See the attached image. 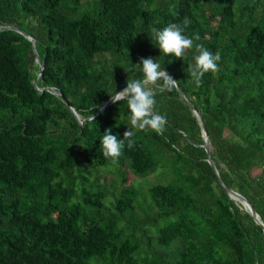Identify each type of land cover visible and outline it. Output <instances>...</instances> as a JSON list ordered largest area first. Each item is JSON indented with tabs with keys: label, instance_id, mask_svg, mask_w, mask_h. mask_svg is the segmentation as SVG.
Masks as SVG:
<instances>
[{
	"label": "trees",
	"instance_id": "16d2710c",
	"mask_svg": "<svg viewBox=\"0 0 264 264\" xmlns=\"http://www.w3.org/2000/svg\"><path fill=\"white\" fill-rule=\"evenodd\" d=\"M185 17L221 57L200 86L194 50L164 56L152 31ZM148 57L178 81L155 97L165 130L136 131L113 164L100 138H123L127 103L99 110ZM203 126L224 185L264 224V0H0V264H264L263 227L218 181ZM159 169L166 181L127 180Z\"/></svg>",
	"mask_w": 264,
	"mask_h": 264
},
{
	"label": "clouds",
	"instance_id": "9594fccd",
	"mask_svg": "<svg viewBox=\"0 0 264 264\" xmlns=\"http://www.w3.org/2000/svg\"><path fill=\"white\" fill-rule=\"evenodd\" d=\"M190 20L185 17L182 23H169L163 29H153L155 40L160 52L166 56L171 54L176 59H184L187 50H194L195 55L191 63H188L187 72L195 83L200 86L206 73H216L219 70L218 61L221 59L219 52L213 54L202 44L195 43L200 40L198 34L189 37L185 35V29ZM142 73L138 79H128L126 87L121 91H115L110 97L112 103L126 101L128 108V130L123 133V138L112 134V130L106 129L100 138V150L104 158L116 164L123 154L125 146L132 149L135 145L133 139L135 132H155L162 134L165 130L166 117L155 111L156 95L171 91L178 86V81L172 78L161 64L151 57L141 58L134 64Z\"/></svg>",
	"mask_w": 264,
	"mask_h": 264
},
{
	"label": "water",
	"instance_id": "95a60500",
	"mask_svg": "<svg viewBox=\"0 0 264 264\" xmlns=\"http://www.w3.org/2000/svg\"><path fill=\"white\" fill-rule=\"evenodd\" d=\"M13 30H16L18 33L22 34L24 37H26L28 40L30 41H34V38L26 31L16 28V27H10ZM35 51V55H36V62L40 65L41 70L43 68V63L40 60L36 50ZM41 74V71L39 72V75ZM170 75V74H169ZM171 76V75H170ZM38 77V76H37ZM37 77L34 79V85H37ZM180 91V90H179ZM53 93L55 94H60L58 91H54L52 90ZM183 96V95H182ZM183 99L186 100V98L183 96ZM186 102L188 103V105L190 106V108L192 109V111L194 112V114L197 116V118L201 121V123L203 124L202 120H201V116L200 113L188 102V100H186ZM112 102L109 100L107 101L103 107L99 110H103L105 109L107 106H109ZM68 107L70 108V110L73 112V114L77 117V119H79L78 114L76 113L75 109L71 106L68 105ZM81 123H83V121H81ZM203 140H204V144H202L201 146L205 148L206 152H207V162L212 166L218 181L223 185V187L225 188L226 192L228 193V195L230 196L231 199L235 200V199H239L241 204L243 205V207L245 208L246 211H248L250 213V215L253 217V219L256 221V223L260 224L263 227V231H264V224L262 222V220L260 219V216L258 215V213L255 211L254 207L252 206V204L240 193H238L237 191H234L231 188H228L224 185L218 169L216 168L214 161L212 159L211 156V151H210V147L207 145V140H208V135L206 133L205 127L203 126Z\"/></svg>",
	"mask_w": 264,
	"mask_h": 264
},
{
	"label": "rangeland",
	"instance_id": "374dc122",
	"mask_svg": "<svg viewBox=\"0 0 264 264\" xmlns=\"http://www.w3.org/2000/svg\"><path fill=\"white\" fill-rule=\"evenodd\" d=\"M160 169H159V171H157V172H155V173H153L147 177H136V176H134L128 172L127 180L131 184H137L138 186H140L142 188H146L149 184H154L157 182H163V178L165 181L168 179V175H166L165 170L164 169L160 170ZM100 173L103 175V178L101 181L104 185H109L114 178L117 179V177H118V176H115V175H117V170L115 169V167L101 169ZM165 176H166V178H165ZM235 200H236L237 204L240 205L241 209L246 211L245 208L243 207V205L241 204L240 200H238V199H235Z\"/></svg>",
	"mask_w": 264,
	"mask_h": 264
},
{
	"label": "bare ground",
	"instance_id": "6f19581e",
	"mask_svg": "<svg viewBox=\"0 0 264 264\" xmlns=\"http://www.w3.org/2000/svg\"><path fill=\"white\" fill-rule=\"evenodd\" d=\"M239 200V199H238Z\"/></svg>",
	"mask_w": 264,
	"mask_h": 264
}]
</instances>
